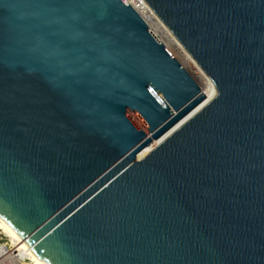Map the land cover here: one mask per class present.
Masks as SVG:
<instances>
[{"label":"water","instance_id":"water-1","mask_svg":"<svg viewBox=\"0 0 264 264\" xmlns=\"http://www.w3.org/2000/svg\"><path fill=\"white\" fill-rule=\"evenodd\" d=\"M0 216L49 264H264V0H0Z\"/></svg>","mask_w":264,"mask_h":264},{"label":"bare ground","instance_id":"bare-ground-1","mask_svg":"<svg viewBox=\"0 0 264 264\" xmlns=\"http://www.w3.org/2000/svg\"><path fill=\"white\" fill-rule=\"evenodd\" d=\"M0 234L10 238L20 251L24 252V257L28 256L31 264H49L44 258L35 254L25 239L5 220L0 216ZM24 264H27L24 263Z\"/></svg>","mask_w":264,"mask_h":264},{"label":"built area","instance_id":"built-area-1","mask_svg":"<svg viewBox=\"0 0 264 264\" xmlns=\"http://www.w3.org/2000/svg\"><path fill=\"white\" fill-rule=\"evenodd\" d=\"M31 264L28 256L20 251L11 239L0 238V264Z\"/></svg>","mask_w":264,"mask_h":264},{"label":"rangeland","instance_id":"rangeland-1","mask_svg":"<svg viewBox=\"0 0 264 264\" xmlns=\"http://www.w3.org/2000/svg\"><path fill=\"white\" fill-rule=\"evenodd\" d=\"M0 238H2V239H7V240H9L10 238H8V237H6V236H4L3 234H0Z\"/></svg>","mask_w":264,"mask_h":264}]
</instances>
